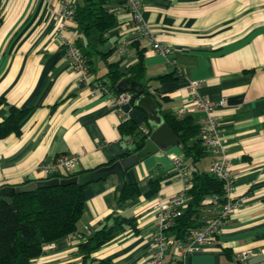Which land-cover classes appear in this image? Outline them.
I'll return each mask as SVG.
<instances>
[{
	"label": "crops",
	"instance_id": "crops-1",
	"mask_svg": "<svg viewBox=\"0 0 264 264\" xmlns=\"http://www.w3.org/2000/svg\"><path fill=\"white\" fill-rule=\"evenodd\" d=\"M71 1L75 6L77 0ZM141 1L144 21L157 40L172 48L169 57L153 53L145 40L132 43L127 62L117 56L119 41L134 38L129 34L132 15L121 0H105L108 11L115 8L118 14H114L115 26L103 37L96 30L84 36L75 20L63 29L56 15L61 0H0V122L11 107L28 110L20 131L0 139V188L27 179L46 181L39 166L63 154L79 158L74 169L63 171L65 178L97 173L113 160L138 153L139 128L154 130L147 112L137 106L138 99L117 110L109 97H92L71 70L61 39L79 43L94 79L108 84L109 64L120 63L121 72H129L142 56L153 94L149 96L164 122L166 115H173L191 117L200 125L204 112L191 102L193 83L197 95L218 105L215 115L231 159L236 195L243 199L217 237L200 253L190 255L186 264H249L254 257H264V0ZM183 109L187 113L181 115ZM125 123L135 125L133 135L127 134ZM173 155L192 171L210 174L209 156L193 165L178 143L141 159L125 175L111 174L86 185L77 230L50 243L31 264H81L79 246L90 236L80 240L76 234L112 227L116 219L132 220L133 225H125L92 259L104 264H146L157 230L155 204L185 187ZM122 184L135 189L132 197L120 202ZM168 234L173 245L167 260L177 261L179 238ZM245 251L251 258L236 260Z\"/></svg>",
	"mask_w": 264,
	"mask_h": 264
},
{
	"label": "trees",
	"instance_id": "trees-1",
	"mask_svg": "<svg viewBox=\"0 0 264 264\" xmlns=\"http://www.w3.org/2000/svg\"><path fill=\"white\" fill-rule=\"evenodd\" d=\"M75 21L79 30L86 37L92 30H96L103 37L116 24L115 15L109 13L105 0H77L75 2ZM76 45L81 49L79 43ZM128 73L131 74L129 78L126 77L127 72H121L120 63L108 65V77L113 87L117 88L119 82L124 80L129 85L132 83L141 85V95H153L149 91L148 82L145 79L142 56H140L139 64ZM159 80L162 81L164 78ZM138 98L134 94L132 103L136 102ZM1 103L3 101H0ZM27 114V109L11 107L9 116L0 122V139L13 132L18 133ZM165 121L179 138V143L183 144L185 155L191 159L193 165L209 156L199 137L200 127L191 117L179 119L173 115H166ZM123 126H126L125 130L129 135H133L136 131L133 124L125 123ZM192 140L194 143L189 146L188 142ZM146 141L147 137L142 136L138 142L137 152L145 147ZM115 162L116 160H113L106 166ZM76 176L78 174H72L65 178ZM30 183L31 181L28 180L21 184L0 188V190L9 187L17 189L16 193L12 195L14 210L0 198V264H31L33 260L41 256L45 245L73 234L77 230V224L83 214L86 186L78 184L44 186L33 192L18 190ZM191 183L192 186L188 193L190 201L185 214L176 226L170 229L179 239L184 238L191 229L198 226L195 218L205 199L213 194L223 195L222 184L209 173L198 169L193 171ZM134 189L129 185H124L120 202L132 197ZM125 225H133V221L116 219L114 226L104 227L93 233L87 241L79 246V252L82 254L81 264H104L96 263L92 259V254L114 240L123 231Z\"/></svg>",
	"mask_w": 264,
	"mask_h": 264
},
{
	"label": "built area",
	"instance_id": "built-area-1",
	"mask_svg": "<svg viewBox=\"0 0 264 264\" xmlns=\"http://www.w3.org/2000/svg\"><path fill=\"white\" fill-rule=\"evenodd\" d=\"M126 9L132 15L129 34L134 38H122L116 47V54L127 62L129 51L134 41H147L153 53L169 57L173 50L171 47L161 43L155 37L150 26L144 21L142 16L141 0H121ZM112 14H118V10H109ZM57 18L62 20L63 29L70 21L75 20V6L71 0H61ZM61 46L65 47L66 57L71 70L78 75L80 85L87 87L92 97L107 96L112 105L121 110L123 105L131 104L134 94L130 91L118 92L117 88L103 81L95 80L92 68L82 50L69 39H61ZM126 77H131L127 72ZM192 104L204 112V118L199 125V137L205 147L210 159V174L222 184L223 195H210L209 202L197 215V227L191 229L189 233L181 239L176 240L178 250L176 251L177 261L167 260V255L171 250L173 242L168 232L176 226L185 214L190 201L189 191L191 189L192 168L186 164L178 155L171 156L174 167L177 169L180 178L185 184L184 190L166 200H159L154 206V213L157 221V230L152 238L150 248V258L146 264H186L185 260L193 254L200 253L219 234L221 229L230 221L232 215L238 211L243 199L236 195L235 177L232 175L231 159L226 154V148L221 132L218 117L215 115L218 105L210 103L200 97L195 92V84H192ZM224 101L219 106L223 105ZM187 113L186 109L181 110V115ZM139 132L142 136L150 138L152 131L150 128L141 126ZM79 163V158L74 155L63 154L52 161L42 162L39 166L45 180L63 177V171L74 169ZM28 180V179H27ZM93 235L91 230L85 234L77 233L78 239ZM49 244L44 246V250ZM236 260L245 262L251 258L248 251L236 255Z\"/></svg>",
	"mask_w": 264,
	"mask_h": 264
},
{
	"label": "water",
	"instance_id": "water-1",
	"mask_svg": "<svg viewBox=\"0 0 264 264\" xmlns=\"http://www.w3.org/2000/svg\"><path fill=\"white\" fill-rule=\"evenodd\" d=\"M142 86L137 83H132L131 85L126 82L120 83L117 86L118 92L130 91L137 95L138 101L137 106L142 108L147 112L150 118V123L154 125V130L150 138L146 141L145 147L138 153L129 155L119 161H116L110 166H107L97 173L90 174L88 176L82 177H71V178H54L48 181H42L38 183H30L23 187H20L18 190L22 192H33L37 188L44 186H68V185H82L86 186L92 182H97L101 179H105L111 174H117L118 176L125 175V173L135 167L141 159L145 158L148 155L155 154L159 150L166 149L168 147L177 145L179 143V138L175 135L173 130L168 126L166 122L163 121V118L160 115V110L155 100L148 95H141ZM124 176L121 177L120 181L123 182ZM124 185L118 187V196L122 193ZM17 189L15 187L5 188L0 190V198L7 204L10 208L14 210V205L12 203V195L16 193ZM264 260L262 255L254 257L249 261V264H257Z\"/></svg>",
	"mask_w": 264,
	"mask_h": 264
},
{
	"label": "rangeland",
	"instance_id": "rangeland-1",
	"mask_svg": "<svg viewBox=\"0 0 264 264\" xmlns=\"http://www.w3.org/2000/svg\"><path fill=\"white\" fill-rule=\"evenodd\" d=\"M29 180V179H28ZM28 180H26V181H28ZM70 236V235H69Z\"/></svg>",
	"mask_w": 264,
	"mask_h": 264
}]
</instances>
